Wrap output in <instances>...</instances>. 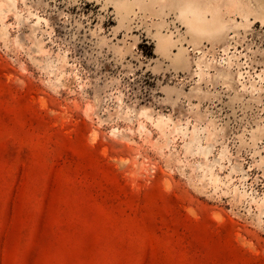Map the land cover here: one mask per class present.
<instances>
[{
  "label": "rangeland",
  "instance_id": "rangeland-1",
  "mask_svg": "<svg viewBox=\"0 0 264 264\" xmlns=\"http://www.w3.org/2000/svg\"><path fill=\"white\" fill-rule=\"evenodd\" d=\"M13 1L0 12V264H264L255 207L214 191L204 155L172 129L204 128L210 161L228 150L215 172L243 167L264 193V0H217L223 29L199 43L175 0L130 5L123 23L122 0ZM158 31L175 41L168 55ZM39 45L68 57L60 80ZM181 47L186 65L172 59ZM196 49L216 61L197 92ZM142 110L169 117L166 134Z\"/></svg>",
  "mask_w": 264,
  "mask_h": 264
},
{
  "label": "bare ground",
  "instance_id": "bare-ground-1",
  "mask_svg": "<svg viewBox=\"0 0 264 264\" xmlns=\"http://www.w3.org/2000/svg\"><path fill=\"white\" fill-rule=\"evenodd\" d=\"M130 5H134V6H137L138 8L140 7L145 10L149 9L151 11H157V10L162 11L164 7L171 6L172 4H167L164 0H122V1H118V3L115 4V8L117 9L119 23H123L126 20V15L130 11L129 9ZM175 5L178 7L179 17L182 18L186 24L187 32L191 36V42H194V43H199V41L206 35H212V34L214 35L220 32L223 29L224 22H225L224 15L229 11V10H226L225 12L222 13V11L219 10L217 7V0H175ZM5 6L7 7L12 6L13 8L14 1L13 0H7V2L1 1L0 2V12L3 11V8H5ZM41 20L45 21V19L36 15V19L33 25L37 27L41 26L40 25V23H42ZM7 33H8L7 25L4 22H1L0 34L2 36H6ZM174 42L175 41H173L169 36L162 34V32H159V31L157 32V50L159 52L168 55L171 50V47L174 45ZM39 48H40V52L44 55V58H45L44 59L45 68L47 67L55 68V70L57 71L56 80H60L65 74L61 68V65L68 64V61H67L68 57H66L65 54H60V53L56 54L55 57H52L48 55V53L43 49L42 45H39ZM184 51H185V48L181 47L180 51L178 53H175L172 59L175 62H179V63L182 62L183 65H186L188 62H187V56H185ZM222 51L225 57H221L218 60L217 64L223 65V66L226 65L227 68H230V66H232L233 63H235L233 59H237V55L235 53L230 54L227 46H224L222 48ZM196 52L198 53V57L197 59L194 60V63L196 66V68H194V74L198 77V79L195 81L196 82L195 90L197 92L201 90L200 88L201 81L205 80L207 77H210L212 75L210 73V69L214 66V64H216V61H213L212 58L207 57V53L203 49H196ZM236 75L238 76V81H240L243 90H249L251 93H254V92H258L261 89V87L255 84L256 82L249 81V84L246 85L247 84L246 82L244 83L243 81H241V78L243 77L241 71H237ZM50 82L49 84H53V85L56 84V83H50ZM56 86H59V85H56ZM129 113H131L129 110L125 111V114L127 116H129ZM141 114L144 115L147 119H149L154 124V126L157 127L159 130H161L164 134H166L165 128L169 130V125L171 121L169 117L164 116V115H158L156 118H154L152 117V115L148 114L146 110H142ZM139 127L141 129V124ZM172 129L178 134H181L182 137H188V141H186L185 143L186 150L194 149L196 152H200L204 155L206 162L205 163L203 162L204 164H201L199 166V168H201L202 170L201 176L202 178H207V181L211 183L210 185L214 187L213 188L214 191L221 190L224 194L230 195L232 200L238 201L240 203L245 202L248 205L247 210H246L248 212V215L251 214V212L253 211V206H254L256 209V212L255 213L253 212V213H254V218L257 224L264 223V193L262 195H258L252 189L248 190L247 189L248 187L246 188L244 184L245 183L244 180L246 179L245 173L243 170L244 168L242 167L243 168L242 169L239 166L237 167L234 165L231 167L230 171L224 176H220L218 172H215L214 170V167L216 165L219 166V169L222 168V164L220 161L226 156L227 151H228L227 148L222 147V149L220 150L218 159L217 160L213 159L212 161H210L207 157V154L209 151L207 147H203L202 142H201V137H200L201 136L200 132H204V128L198 129L196 126H194L191 130H188L187 126H182V125L178 126L174 124ZM114 131H117V130L114 129ZM141 131L142 130H140V132ZM261 131H262V134L264 135V127L258 128V132L261 133ZM251 139L255 141L256 139L255 134L252 133ZM259 159L261 163L264 164V155H262ZM235 171H240L242 174V176L239 178V183H237L234 180L233 176L231 175V173ZM199 181L203 182L201 180ZM250 217H253L252 214Z\"/></svg>",
  "mask_w": 264,
  "mask_h": 264
}]
</instances>
